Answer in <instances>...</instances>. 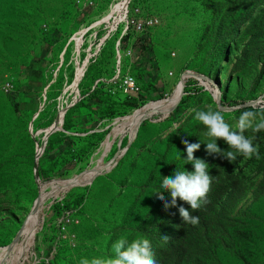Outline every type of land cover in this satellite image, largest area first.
I'll list each match as a JSON object with an SVG mask.
<instances>
[{
    "label": "rangeland",
    "instance_id": "374dc122",
    "mask_svg": "<svg viewBox=\"0 0 264 264\" xmlns=\"http://www.w3.org/2000/svg\"><path fill=\"white\" fill-rule=\"evenodd\" d=\"M113 2L0 0V248L45 195L32 236L14 262L0 264L108 258L119 238L149 239L157 264H264V130L244 132L260 159L230 161L207 154V129L194 118L219 110L239 131L243 111L264 117V0H131L126 31L94 26ZM130 76L138 91L129 97L122 84ZM181 82L177 106L166 117L149 112L113 167L132 141L125 129L104 155L114 121L167 100ZM63 109V128L45 144L36 171L42 132ZM185 139L200 143L194 157L209 164L211 190L201 209L178 198L166 210L154 193L176 169L193 170ZM100 160L102 172L113 169L91 183L56 195L48 187L82 181ZM162 194L170 201V192ZM181 205L198 224L183 221Z\"/></svg>",
    "mask_w": 264,
    "mask_h": 264
},
{
    "label": "clouds",
    "instance_id": "9594fccd",
    "mask_svg": "<svg viewBox=\"0 0 264 264\" xmlns=\"http://www.w3.org/2000/svg\"><path fill=\"white\" fill-rule=\"evenodd\" d=\"M195 120L200 122L207 129L206 135L210 138L206 142L205 151L209 156H220L230 161L236 156L242 155L246 159L255 157L260 159L259 146L253 144V139L247 137L245 130L258 133L264 130V117L257 119L254 111H243L238 118L239 131H235L226 122L221 111L200 110L195 113ZM223 140L228 148L234 151L221 149L217 141ZM185 145L186 158L193 166L192 171L175 170L170 177H163L162 188L164 191L155 192L154 195L163 203L167 210L170 207H177V199L190 205V209L195 211L201 209L206 202L205 198L211 190L213 177L209 174V164L204 159L194 157V153L200 149V143H189L183 140ZM170 192V201L167 200L163 192ZM179 214L184 222L196 225L199 217L191 215L190 211L179 206ZM113 255L108 258L96 257L91 260L81 259L80 264H157L152 251L149 239H134L129 242L126 238H119L112 243Z\"/></svg>",
    "mask_w": 264,
    "mask_h": 264
},
{
    "label": "bare ground",
    "instance_id": "6f19581e",
    "mask_svg": "<svg viewBox=\"0 0 264 264\" xmlns=\"http://www.w3.org/2000/svg\"><path fill=\"white\" fill-rule=\"evenodd\" d=\"M131 0H118V2H113L109 8L107 9V12L99 19V21L94 24L96 25H103L106 24L108 28L113 29L112 27H119L122 25V27L127 30L128 22L126 20V14H127V8ZM93 26V27H94ZM88 31V30H87ZM84 32L81 33V35ZM87 33V32H86ZM86 35V34H85ZM85 37V36H84ZM118 48L120 46V41L117 43ZM120 49V48H119ZM120 54V53H119ZM121 57V55H119ZM193 76L195 79L199 81H204L203 76H198L197 74H188V77ZM186 77V78H188ZM185 78V79H186ZM184 95V83H180L178 86V89L175 91V93L168 98L167 100L160 101L158 103L150 104L143 109L135 110L132 114L125 116L123 118H119L114 121L113 125V131H112V138L105 142L103 145L102 151L104 155L108 152L111 145L113 144V141L117 135H119L121 132H123L125 129H129V138L130 140H133V138L136 136V133L143 123L144 120L150 118L151 115H154L156 113L163 114V116H168L171 111L177 106L179 101ZM155 108V109H154ZM152 110V111H151ZM67 109H63L61 111L59 122L56 126L48 128L44 130L42 133H45L44 141L52 132H58L63 126V120L64 115L66 113ZM149 112H151V115L149 116ZM45 147V142L42 143V145L37 150V156H40L43 149ZM102 160H100V163L98 164V167L94 168V170L88 172L82 179V181H79L81 183H85L90 181L97 173H99L103 168L104 165H102ZM78 181V180H77ZM72 182H76V180H63V181H54L49 183L48 187H52V193L56 195L59 193L62 189H65L71 185ZM45 197L44 191L42 192L39 200L34 205V207L30 210L29 215L24 223V226L22 228V234L19 239H16V235L11 240V242L5 246L0 248V260L6 259V263L10 261H15L16 256L19 253V250L21 248V245L27 238H30L33 234L32 230L34 227L35 219L37 212L40 208L41 200Z\"/></svg>",
    "mask_w": 264,
    "mask_h": 264
},
{
    "label": "water",
    "instance_id": "95a60500",
    "mask_svg": "<svg viewBox=\"0 0 264 264\" xmlns=\"http://www.w3.org/2000/svg\"><path fill=\"white\" fill-rule=\"evenodd\" d=\"M39 113H40V112H38V114H39ZM63 123H64V120H63ZM62 128H63V127H62ZM62 128L60 129V131L62 130ZM138 131H139V130H138ZM58 132H59V131H58ZM53 134H55V132H52V133H50L49 135H47V137H46V139H45V144L47 143V141L49 140V138H50ZM137 135H138V132H137ZM137 135L135 136V138H134L132 141L128 142L127 146H126L125 149H124V152H123L122 155L117 159V161H116V163H115V165H114L113 167H115V166L118 164V162H119V161H120V160L126 155V153L128 152V150L131 148L132 144L134 143L135 139L137 138ZM41 155H42V154H41ZM41 155H40V156H37V154H36V157H35L36 171H37V164H38V161H39V158L41 157ZM113 167H112L110 170H107V171H105V172L100 171V172L97 173L95 176L100 175V174L107 173V172L111 171V170L113 169ZM36 175H37V173H36ZM95 176H94V177H95ZM94 177H93L89 182H86L85 184L91 183L92 180L94 179ZM79 184H83V183L72 182L70 186H76V185H79ZM22 228H23V226H22V227L20 228V230L17 232V234H16V236H15L16 239H19V238L21 237V234H22Z\"/></svg>",
    "mask_w": 264,
    "mask_h": 264
},
{
    "label": "built area",
    "instance_id": "2783aa9c",
    "mask_svg": "<svg viewBox=\"0 0 264 264\" xmlns=\"http://www.w3.org/2000/svg\"><path fill=\"white\" fill-rule=\"evenodd\" d=\"M11 82L13 81L11 80L5 83L4 88L6 91L12 90L13 85L11 84ZM137 86L138 85H137L136 78H134L133 76L127 77L122 84V87L125 90V94L128 95L129 97L132 96L133 94H136V92L138 91Z\"/></svg>",
    "mask_w": 264,
    "mask_h": 264
},
{
    "label": "trees",
    "instance_id": "16d2710c",
    "mask_svg": "<svg viewBox=\"0 0 264 264\" xmlns=\"http://www.w3.org/2000/svg\"><path fill=\"white\" fill-rule=\"evenodd\" d=\"M182 245H183V244H182ZM179 246H181V245H180V244H179V245H177V246H176V248H177V247H179Z\"/></svg>",
    "mask_w": 264,
    "mask_h": 264
},
{
    "label": "crops",
    "instance_id": "0c3cea01",
    "mask_svg": "<svg viewBox=\"0 0 264 264\" xmlns=\"http://www.w3.org/2000/svg\"><path fill=\"white\" fill-rule=\"evenodd\" d=\"M26 103H28V102H26Z\"/></svg>",
    "mask_w": 264,
    "mask_h": 264
}]
</instances>
